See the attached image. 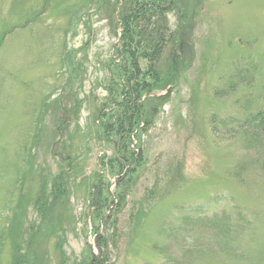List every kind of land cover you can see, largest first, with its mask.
I'll use <instances>...</instances> for the list:
<instances>
[{"label":"rangeland","instance_id":"1","mask_svg":"<svg viewBox=\"0 0 264 264\" xmlns=\"http://www.w3.org/2000/svg\"><path fill=\"white\" fill-rule=\"evenodd\" d=\"M118 1L0 0V264H264V0L169 6L160 73L176 54L183 74L148 96L122 176L120 122L94 123L117 110ZM75 150L78 185L38 235L32 202Z\"/></svg>","mask_w":264,"mask_h":264},{"label":"trees","instance_id":"2","mask_svg":"<svg viewBox=\"0 0 264 264\" xmlns=\"http://www.w3.org/2000/svg\"><path fill=\"white\" fill-rule=\"evenodd\" d=\"M176 3L177 0H154L151 3H149V0H119L114 8L116 36L118 37L119 43V48L117 49L119 65L115 66V70L112 72L113 77L109 79V102L111 103L110 108L113 105H117V110H110V114H106L104 111L100 112L97 114L96 122H94L97 126L96 133H98V137L103 135L108 137V134L116 132L119 122V129H123L121 134L123 138L121 142L122 147L119 148V151L121 152L122 159L125 161L127 160V163L121 166L117 171L114 161H116L118 165L122 163L116 159L118 156L110 157L108 168L111 169L114 175L118 173V175L122 176L133 170L128 169L129 166L127 167V164H133L132 161L134 159L129 158L125 153L126 149L130 148L132 144V142H130V139L132 141L130 136L134 128H140L141 124L144 123L140 118L145 112L146 103L150 101L149 98L144 100H142V98L152 92L164 89L168 85H176L178 77L183 74L179 66L180 64L176 59L180 57V55L176 54L173 55L171 63L169 62L167 64L166 60V72L164 74L160 73V62L165 54L166 45L169 42L174 44L177 42L176 32H171L167 20L169 6L172 5L170 10L175 9ZM183 37L184 33L182 32L181 38H178V42L183 40ZM142 60H147L149 67L147 65L146 68H142ZM111 61L115 63V58ZM147 75L155 76L152 79H147ZM120 96L121 99L119 100L118 98H120ZM156 100L158 99L154 97L152 101ZM158 107V105L154 107V112L158 110ZM257 117L259 116H256L255 119ZM70 137L71 139L73 138L72 135ZM56 156L59 155L57 154ZM79 157L81 156L76 150L64 156L60 155L57 166L61 172L54 177L52 186L48 188V185L45 184L33 200V210L36 211L40 219L36 234L40 235L43 228L49 226V223L47 225L45 224L49 221L50 211L55 208L54 198L63 194L62 206H64L67 204L65 195H71L75 191L78 185L77 179L80 176L79 173H81V171H78L81 165H77ZM132 177L133 175H129L128 179ZM121 179L120 177L119 180ZM97 180L98 182L100 181L101 186L104 184L102 173H98L95 182ZM91 184L93 187L97 186L93 183ZM21 208V203H19L17 208H15L16 215L14 222L11 224V229H9L8 232L14 231L15 233V230H19L20 228L24 230V213L22 215L20 213L18 214ZM95 208L97 209V214L99 212V207L96 202ZM96 214L93 216L99 215V213ZM66 216L65 214H60L59 218L63 217L62 221H64ZM17 220H20V222ZM62 263L100 264L95 260L77 261V263L64 260Z\"/></svg>","mask_w":264,"mask_h":264},{"label":"water","instance_id":"3","mask_svg":"<svg viewBox=\"0 0 264 264\" xmlns=\"http://www.w3.org/2000/svg\"><path fill=\"white\" fill-rule=\"evenodd\" d=\"M161 94H163V93H161V92H156V93H152L151 95H153V96H159V95H161Z\"/></svg>","mask_w":264,"mask_h":264}]
</instances>
